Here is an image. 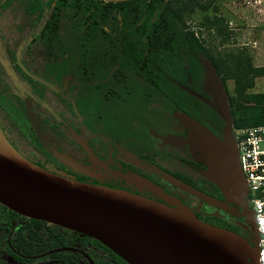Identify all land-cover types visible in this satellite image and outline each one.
<instances>
[{
	"label": "flooded vegetation",
	"instance_id": "1",
	"mask_svg": "<svg viewBox=\"0 0 264 264\" xmlns=\"http://www.w3.org/2000/svg\"><path fill=\"white\" fill-rule=\"evenodd\" d=\"M101 5L90 2L80 11L75 0H0V132L52 172L167 203L149 180L199 219L252 243L250 205L226 199L205 174L197 139L176 115H189L224 139L225 121L204 83L207 56L194 50L193 59L175 60L173 49H142L158 36L145 30L156 26L112 16ZM78 26L88 31L85 49L77 47ZM218 79L231 135L229 93ZM0 264L131 263L89 234L0 202Z\"/></svg>",
	"mask_w": 264,
	"mask_h": 264
},
{
	"label": "water",
	"instance_id": "2",
	"mask_svg": "<svg viewBox=\"0 0 264 264\" xmlns=\"http://www.w3.org/2000/svg\"><path fill=\"white\" fill-rule=\"evenodd\" d=\"M204 80L213 95L209 103L225 121L224 139L184 113H176L199 148L205 174L226 199L245 205L247 186L229 133L231 118L214 67L206 58ZM179 187L195 191L166 173ZM145 183L167 203L123 189L93 184L52 172L18 153L0 132V202L31 217L44 219L102 241L131 264H258L254 216L246 206L254 242L224 227L199 219L162 186ZM249 209V211H248Z\"/></svg>",
	"mask_w": 264,
	"mask_h": 264
},
{
	"label": "trees",
	"instance_id": "3",
	"mask_svg": "<svg viewBox=\"0 0 264 264\" xmlns=\"http://www.w3.org/2000/svg\"><path fill=\"white\" fill-rule=\"evenodd\" d=\"M78 2V9L85 10L90 6V2L99 3L103 10L111 12L115 17H142L143 25L156 26V30H145L148 34L158 33L157 38L152 37L143 41L142 49H165L174 50L175 60L190 55L193 59V51L197 50L204 53L207 59L214 67L215 73L225 82L227 78L233 80L232 94L228 95L229 110L233 119V127L246 126L251 124L264 123V91H250L253 86L254 77L264 73V66L253 65L250 56H242L237 53L236 56L223 57L222 55H213L203 45L202 41L194 30L186 25L188 11L191 12V6L195 5L203 10L209 7V0H75ZM216 9V6H212ZM188 13V14H187ZM106 15V13H103ZM154 20L151 21L150 19ZM225 17L209 16L203 14L198 20V28L204 25L207 28H217L224 25ZM80 33L81 41L78 42V48L87 47V28L83 27L73 30ZM134 32V30H125ZM157 43V46L156 44ZM188 49V50H187ZM187 50V54L182 51ZM245 59V60H244ZM221 83V82H220ZM191 92L195 93L191 90ZM196 94V93H195ZM246 114L236 115L235 111H243Z\"/></svg>",
	"mask_w": 264,
	"mask_h": 264
},
{
	"label": "rangeland",
	"instance_id": "4",
	"mask_svg": "<svg viewBox=\"0 0 264 264\" xmlns=\"http://www.w3.org/2000/svg\"><path fill=\"white\" fill-rule=\"evenodd\" d=\"M204 1L206 2L207 0ZM258 3L261 12L264 14V0H260V2H256L255 0H209V7L205 10L195 5L191 6V12L188 11L189 14L187 13L186 25L196 32L205 48L214 56L222 55L225 58H230L231 56H236L237 53H241L244 57L247 53L253 65L264 66V35L259 39L256 38V41L253 42L252 38L246 33L249 28L258 24L257 21L250 22L248 19L246 20V14L256 10L257 5L254 4ZM212 6H216V9H213ZM241 12L242 14L244 13L243 19L241 18ZM203 14L223 16L226 21L224 25L217 26V28H207L204 25H200L198 28V20L203 17ZM232 14L234 17L237 16L235 19L237 22L229 23L227 18ZM240 18L242 19L241 21H239ZM261 23H264V21ZM253 81V86L249 88L250 91H264V73L254 77ZM225 82L227 92L232 94L233 80L227 78ZM204 83L212 90L209 80H206V82L204 80ZM235 114H246V109L241 112L235 111ZM252 242H254L253 237Z\"/></svg>",
	"mask_w": 264,
	"mask_h": 264
},
{
	"label": "built area",
	"instance_id": "5",
	"mask_svg": "<svg viewBox=\"0 0 264 264\" xmlns=\"http://www.w3.org/2000/svg\"><path fill=\"white\" fill-rule=\"evenodd\" d=\"M238 162L247 186L257 231L258 264H264V123L233 127L231 130Z\"/></svg>",
	"mask_w": 264,
	"mask_h": 264
},
{
	"label": "crops",
	"instance_id": "6",
	"mask_svg": "<svg viewBox=\"0 0 264 264\" xmlns=\"http://www.w3.org/2000/svg\"><path fill=\"white\" fill-rule=\"evenodd\" d=\"M256 2H260V0H255ZM254 5H257L256 6V10H254L253 12H248L246 15V20L248 19V21L252 22V21H257L258 24L254 25L253 27L249 28L247 30V35L249 37L252 38V41L255 42L256 38L259 39L260 37H262V35H264V23H261L264 21V14L261 12V8L259 7V3L258 4H254ZM242 14V12H241ZM237 18V16L234 17V15H230L229 18H227L228 22L229 23H232V22H237L235 19ZM241 18L243 19L244 18V13L241 15ZM240 18L239 21H241L242 19ZM260 26H261V29H263L261 32H260ZM263 27V28H262ZM238 29H240V27H238ZM240 33V31H238ZM247 40H249L247 38ZM254 51V50H253Z\"/></svg>",
	"mask_w": 264,
	"mask_h": 264
}]
</instances>
